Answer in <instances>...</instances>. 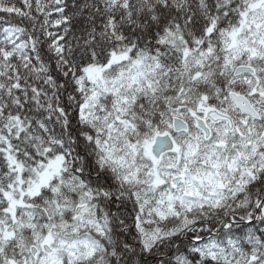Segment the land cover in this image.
<instances>
[{"label":"snow or ice","instance_id":"snow-or-ice-1","mask_svg":"<svg viewBox=\"0 0 264 264\" xmlns=\"http://www.w3.org/2000/svg\"><path fill=\"white\" fill-rule=\"evenodd\" d=\"M0 264H264V0H0Z\"/></svg>","mask_w":264,"mask_h":264}]
</instances>
